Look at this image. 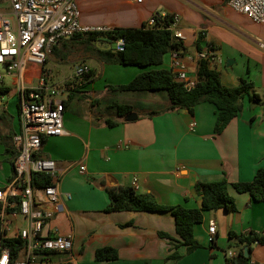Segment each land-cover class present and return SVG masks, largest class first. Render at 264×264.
<instances>
[{
  "label": "crops",
  "instance_id": "crops-1",
  "mask_svg": "<svg viewBox=\"0 0 264 264\" xmlns=\"http://www.w3.org/2000/svg\"><path fill=\"white\" fill-rule=\"evenodd\" d=\"M76 1L83 27L140 28L156 13L178 16L176 30L185 37L182 58L192 78L197 79L198 54L212 49L221 60L215 69L223 86L235 88L240 79H246L264 99V26L233 11L226 0L211 4L197 1L201 5L195 8L178 0H144L142 4L123 0L121 9L112 6L113 0ZM70 47L61 42L43 68L26 65L23 71L9 76L8 84L0 85L5 90L0 94V187L13 175L12 138L20 132V84L37 86L44 71L50 75L47 83L62 89L57 98L64 103L66 134L44 138L38 154L57 163L61 194L60 210L44 234L56 231L72 236L71 251L52 254L54 263L231 264L228 253L234 252L233 248H246L230 239L231 232L264 237V202H255L248 193H238L232 186L253 181L257 171L264 169V105L246 98L237 117L216 134L217 108L209 102L198 104L193 112L170 111L166 92L110 89L148 70H170L171 53L158 67L140 68L105 63L90 54L70 55ZM51 59L59 64L77 61V67L88 66L91 75L58 82L48 68ZM117 105L133 110L119 117ZM132 115L136 118L129 119ZM109 121L116 126L110 127ZM193 123L197 126L191 130ZM81 165L86 167L85 173L80 172ZM223 178L230 183L236 212H204L202 223L194 229L202 248L191 254L175 241L178 237L171 213L105 211L110 204L108 190L113 187L150 194L162 206L200 208L197 184ZM212 223L217 234L215 243L209 244ZM102 248L117 250L119 258L96 261L95 253ZM175 251L182 258L169 260ZM247 259L237 264H264V243L254 244Z\"/></svg>",
  "mask_w": 264,
  "mask_h": 264
},
{
  "label": "built area",
  "instance_id": "built-area-1",
  "mask_svg": "<svg viewBox=\"0 0 264 264\" xmlns=\"http://www.w3.org/2000/svg\"><path fill=\"white\" fill-rule=\"evenodd\" d=\"M142 4L144 0H128ZM227 5L238 14L246 16L252 23L264 26V0H226ZM80 10L76 0H0V65L6 67L8 75L23 71L26 65L43 68L48 57L62 41L77 34L108 32L113 28L83 27L80 24ZM165 15L154 14L147 22L153 28L156 20ZM180 19L171 18L169 29L178 41H184L183 34L176 30ZM124 40L116 42V51H122ZM183 51L171 52L170 71L184 88L192 90L197 79L189 75L182 58ZM211 68L221 63L214 50L198 54ZM91 72L88 66L76 69L70 80L80 79ZM50 75L42 72L40 83L35 86L20 84V132L12 138L17 156L13 160V175L4 187H0V264H57L52 254L67 253L72 249V236H61L56 231L45 235L44 229L54 219L61 206L58 166L54 160L40 157L43 139L65 135L63 116L65 107L57 97L62 89L59 85L47 83ZM0 74V85L4 83ZM197 126L191 125V130ZM80 172L86 167L81 165ZM38 177L50 180L48 185L34 183ZM40 181V180H38ZM71 196L68 194L67 199ZM20 223L24 224L20 227ZM217 226H209V244H214ZM10 238H19L25 244L23 258L13 261L3 243ZM234 252L228 257L233 259Z\"/></svg>",
  "mask_w": 264,
  "mask_h": 264
},
{
  "label": "trees",
  "instance_id": "trees-1",
  "mask_svg": "<svg viewBox=\"0 0 264 264\" xmlns=\"http://www.w3.org/2000/svg\"><path fill=\"white\" fill-rule=\"evenodd\" d=\"M170 23L171 18L169 17L164 20L158 18L153 28H147V24L140 28H113L108 32L77 34L70 40L62 42L64 45L69 41V43L87 45L88 52L105 63L140 68L158 67L163 64L164 57L172 51H185L184 42L176 40L169 29ZM120 39L124 40V48L122 51H116L113 49V45H116ZM109 44L112 46L110 49L108 48ZM90 75L91 72L84 77ZM110 89L121 92H166L170 102V111L193 112L198 104L209 102L217 108L216 134H221L228 124L237 117L246 98L252 103L264 105V99L254 92V85L251 82L240 79L237 87L227 88L222 85L219 72L215 68H211L205 60L198 62L197 85L190 91L184 88L183 83L176 80L170 70L166 69L145 71L129 83L110 87ZM4 92L5 90L0 89V94ZM116 109L119 117L127 116L133 110L128 105H117ZM116 124V122H108L110 127H114ZM16 156L17 152L14 149L13 160ZM38 178L34 177L35 184H50L48 178ZM229 186L230 183L226 178L216 182L198 183L196 191L201 197V207L194 209L181 205L162 206L150 194H139L131 187H113L108 190L110 204L105 211L109 213L122 211L169 212L175 219L178 237V240L175 241L179 246L186 247L187 253L191 254L202 248L195 237L194 229L196 225L202 223L204 212L217 210H224L227 213L236 212L235 200L229 194ZM232 186L238 193H248L253 201L264 202V169L257 171L253 181L235 183ZM162 236L174 240L167 234ZM229 237L246 246L248 251L256 243H264V237L253 232L244 235L231 232ZM3 245L10 251L13 261H18L25 250V244L19 238L7 239ZM118 258L119 253L113 248L98 249L95 253V259L98 262L114 261ZM181 258L182 255L175 251L168 259L178 261ZM247 260L241 250V255H235L229 262L237 264Z\"/></svg>",
  "mask_w": 264,
  "mask_h": 264
},
{
  "label": "rangeland",
  "instance_id": "rangeland-1",
  "mask_svg": "<svg viewBox=\"0 0 264 264\" xmlns=\"http://www.w3.org/2000/svg\"><path fill=\"white\" fill-rule=\"evenodd\" d=\"M178 1H181L183 4H187V5H189V6L193 7V8L197 7L198 5L200 6L201 5L200 2H202V0H178ZM197 1H200V2H197ZM204 1L211 4V3H215L217 0H204ZM112 2H113L112 6H114L117 9L118 8L121 9L124 6L123 0H113ZM119 15L122 16L121 13H119ZM119 15L117 16V18H119ZM69 42L67 44L71 45V47L67 51V54L78 56V55L84 53V55L85 54H90L91 57H94L91 53L88 52V49H87L88 46L87 45L74 43V42L69 43ZM113 49L114 50L116 49V45L115 44L113 45ZM77 65H78L77 61L69 62V63H66V64H59L56 61H54L53 59H51L49 61L48 68H50L52 70L53 75L55 77L54 79L56 81L60 82V81H63V80L71 78L74 75L76 69L78 68ZM0 74L5 76L4 82L8 84L10 82V77H9L10 75L7 74L6 67L4 65H0ZM259 93H262V92H259ZM23 225L24 224L20 223V227L23 226Z\"/></svg>",
  "mask_w": 264,
  "mask_h": 264
},
{
  "label": "water",
  "instance_id": "water-1",
  "mask_svg": "<svg viewBox=\"0 0 264 264\" xmlns=\"http://www.w3.org/2000/svg\"><path fill=\"white\" fill-rule=\"evenodd\" d=\"M111 47H112V46L109 44V45H108V48L110 49ZM129 117H130L129 119H133V117H134V119L136 118L135 115H132V116H129ZM233 251L236 253V256H240V255H241V250H239V249H237V248H233ZM243 253H244V256H245L246 258L249 257V251H248V248H247V247L243 249Z\"/></svg>",
  "mask_w": 264,
  "mask_h": 264
}]
</instances>
